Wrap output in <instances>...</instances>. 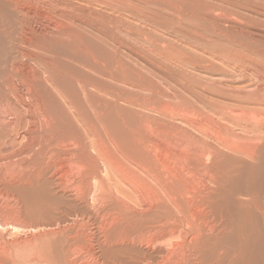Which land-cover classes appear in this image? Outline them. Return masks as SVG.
Wrapping results in <instances>:
<instances>
[{
  "label": "bare ground",
  "instance_id": "obj_1",
  "mask_svg": "<svg viewBox=\"0 0 264 264\" xmlns=\"http://www.w3.org/2000/svg\"><path fill=\"white\" fill-rule=\"evenodd\" d=\"M0 264H264V0H0Z\"/></svg>",
  "mask_w": 264,
  "mask_h": 264
}]
</instances>
